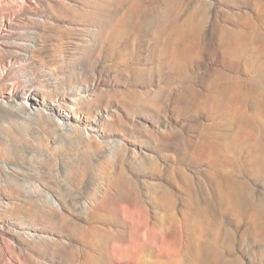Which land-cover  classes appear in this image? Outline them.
I'll return each instance as SVG.
<instances>
[{
  "label": "rangeland",
  "instance_id": "rangeland-1",
  "mask_svg": "<svg viewBox=\"0 0 264 264\" xmlns=\"http://www.w3.org/2000/svg\"><path fill=\"white\" fill-rule=\"evenodd\" d=\"M26 78L0 264H264V0H0V102Z\"/></svg>",
  "mask_w": 264,
  "mask_h": 264
},
{
  "label": "bare ground",
  "instance_id": "bare-ground-1",
  "mask_svg": "<svg viewBox=\"0 0 264 264\" xmlns=\"http://www.w3.org/2000/svg\"><path fill=\"white\" fill-rule=\"evenodd\" d=\"M44 77V76H43ZM35 79V78H34ZM33 78H26L21 81H13L9 82V85L14 86L16 85L17 94H20V97L15 94V98L12 101L8 102H0V105L11 112L13 116H23L25 115L29 116H35L38 114V112H31L27 111V109L24 107L22 100L29 101V106L32 105L31 102V93L29 92L30 88H38L39 82L34 80ZM80 103L76 100H70V104L67 105L65 103H61V107L68 108L69 110H75L76 108H79ZM76 107V108H74ZM45 111H48L45 115V117L52 122L55 127L60 130L61 132L65 134H72V133H78L82 138L89 140V133L84 131L82 132L79 130L80 125L82 124V120L76 116H71L64 114L60 111H53V109L46 107ZM9 112V113H10ZM27 118V117H26ZM264 149V148H263ZM236 196V195H235Z\"/></svg>",
  "mask_w": 264,
  "mask_h": 264
}]
</instances>
